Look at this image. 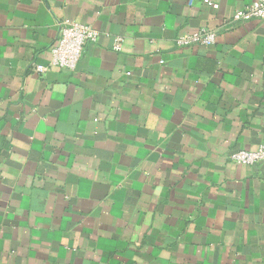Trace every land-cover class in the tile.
Returning a JSON list of instances; mask_svg holds the SVG:
<instances>
[{
	"label": "crops",
	"instance_id": "obj_1",
	"mask_svg": "<svg viewBox=\"0 0 264 264\" xmlns=\"http://www.w3.org/2000/svg\"><path fill=\"white\" fill-rule=\"evenodd\" d=\"M253 1L0 0V264H264V162L228 159L264 145ZM63 21L98 33L72 73Z\"/></svg>",
	"mask_w": 264,
	"mask_h": 264
},
{
	"label": "built area",
	"instance_id": "obj_2",
	"mask_svg": "<svg viewBox=\"0 0 264 264\" xmlns=\"http://www.w3.org/2000/svg\"><path fill=\"white\" fill-rule=\"evenodd\" d=\"M264 21V0H254L244 9L237 11L232 23H246L249 21ZM97 31L91 26L72 21H63L58 26L57 38L50 46L49 65L66 72H74L80 61L86 43L95 42ZM216 31L206 29L197 30L190 34L180 35L174 40L176 48L210 47L216 44ZM31 70L42 75L46 67L32 64ZM229 161L239 166H251L264 162V145L257 150H239L229 156Z\"/></svg>",
	"mask_w": 264,
	"mask_h": 264
}]
</instances>
